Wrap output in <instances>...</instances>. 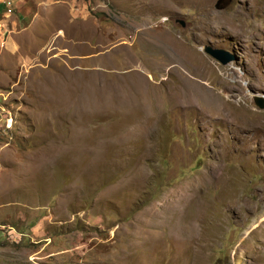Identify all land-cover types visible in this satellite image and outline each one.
<instances>
[{
    "label": "rangeland",
    "instance_id": "374dc122",
    "mask_svg": "<svg viewBox=\"0 0 264 264\" xmlns=\"http://www.w3.org/2000/svg\"><path fill=\"white\" fill-rule=\"evenodd\" d=\"M6 1L0 264H264V0Z\"/></svg>",
    "mask_w": 264,
    "mask_h": 264
},
{
    "label": "water",
    "instance_id": "95a60500",
    "mask_svg": "<svg viewBox=\"0 0 264 264\" xmlns=\"http://www.w3.org/2000/svg\"><path fill=\"white\" fill-rule=\"evenodd\" d=\"M184 25V22H182ZM204 50L209 53L211 56L216 58L222 64H228L235 59V54L230 50L224 48L213 47L211 44H206ZM256 103L260 107H264V102L261 98H256Z\"/></svg>",
    "mask_w": 264,
    "mask_h": 264
},
{
    "label": "crops",
    "instance_id": "0c3cea01",
    "mask_svg": "<svg viewBox=\"0 0 264 264\" xmlns=\"http://www.w3.org/2000/svg\"><path fill=\"white\" fill-rule=\"evenodd\" d=\"M8 10V4H7V1L6 0H0V14H4V16L5 17H8V14L10 13L9 11H7ZM7 18H3L2 20H1V22H2V24H3V26L5 27V28H8V26H6V24H7ZM13 22H14V24H17V19L16 18H14L13 19ZM12 27H14L13 25H12Z\"/></svg>",
    "mask_w": 264,
    "mask_h": 264
}]
</instances>
